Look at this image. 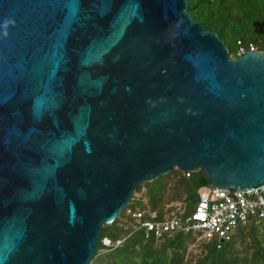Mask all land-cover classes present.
Masks as SVG:
<instances>
[{
    "label": "water",
    "instance_id": "water-1",
    "mask_svg": "<svg viewBox=\"0 0 264 264\" xmlns=\"http://www.w3.org/2000/svg\"><path fill=\"white\" fill-rule=\"evenodd\" d=\"M190 0H0V264H90L174 169L264 187V50Z\"/></svg>",
    "mask_w": 264,
    "mask_h": 264
},
{
    "label": "trees",
    "instance_id": "trees-1",
    "mask_svg": "<svg viewBox=\"0 0 264 264\" xmlns=\"http://www.w3.org/2000/svg\"><path fill=\"white\" fill-rule=\"evenodd\" d=\"M188 12L216 32L233 57L239 56L240 41L264 50V0H190ZM168 175L173 181L170 197L164 195V179L141 185L128 208L113 223L104 225L99 250L90 264H264V227L252 222L241 225L230 240L211 241L194 232L147 236L133 212H144V219L151 218L153 212L158 213V219L183 216L178 203L185 202L186 209H191L199 190L209 187L200 172L187 175L174 169ZM144 186L146 191L140 196ZM106 238L110 245L104 243Z\"/></svg>",
    "mask_w": 264,
    "mask_h": 264
},
{
    "label": "built area",
    "instance_id": "built-area-1",
    "mask_svg": "<svg viewBox=\"0 0 264 264\" xmlns=\"http://www.w3.org/2000/svg\"><path fill=\"white\" fill-rule=\"evenodd\" d=\"M238 55L249 50H259L255 44L249 47L239 42ZM190 175L191 172H185ZM130 211V210H129ZM133 217L141 225L147 236H162L165 233L183 232L199 235L207 240H230L233 233L243 224L255 223L264 227V187L253 191H228L212 187L199 190V197L191 213L183 216L171 215L158 219V213L144 219V212H133ZM104 243L110 245L109 239ZM121 240L117 242V245Z\"/></svg>",
    "mask_w": 264,
    "mask_h": 264
},
{
    "label": "rangeland",
    "instance_id": "rangeland-1",
    "mask_svg": "<svg viewBox=\"0 0 264 264\" xmlns=\"http://www.w3.org/2000/svg\"><path fill=\"white\" fill-rule=\"evenodd\" d=\"M239 49V48H238ZM239 51V50H238ZM232 57H233V55H231ZM173 172V171H172ZM171 172V173H172ZM170 173V174H171ZM167 177H169V175H165V176H163V177H161V178H159V179H157L156 181L157 182H162L163 181V179H164V181L165 182H167V186H166V188L164 189V195L167 197V196H169L170 197V195H171V189L169 188L170 187V183H172L173 181L171 180V179H169V178H167ZM159 180V181H158ZM153 182V181H152ZM169 185V186H168ZM145 191H146V186H144L143 187V189H142V191L139 193V195L141 196L142 194H144L145 193ZM136 194V193H135ZM136 203H135V201L133 202V205H135ZM184 204H185V202H179L178 203V205L180 206V212H181V214L183 215V214H186L187 212H190L192 209L194 210V206L195 205H193V206H191V209H190V207H188L187 209H186V207L184 206ZM192 210V211H193ZM191 211V212H192ZM190 212V213H191Z\"/></svg>",
    "mask_w": 264,
    "mask_h": 264
}]
</instances>
